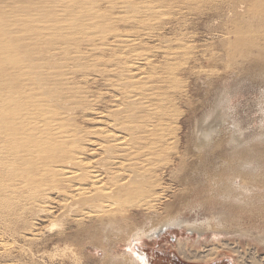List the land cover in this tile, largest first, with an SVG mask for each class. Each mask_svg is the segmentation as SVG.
Instances as JSON below:
<instances>
[{
	"label": "bare ground",
	"instance_id": "1",
	"mask_svg": "<svg viewBox=\"0 0 264 264\" xmlns=\"http://www.w3.org/2000/svg\"><path fill=\"white\" fill-rule=\"evenodd\" d=\"M42 1L43 0H41V2ZM61 1L63 2V0ZM99 1L97 0L93 2L89 0H79L78 2H76L77 8L79 7V11L80 10L84 11L85 9H88L89 10L88 13L91 14L89 17L88 14L84 13L85 11L82 13L83 15L85 14L88 17L82 20L83 28H78L80 27L79 25H77L78 27L74 25L76 22L77 24L81 23L80 19L82 15V14L80 15L81 11L78 12L74 9L76 13L77 12L79 13L77 14V16L75 13L74 14L76 17H78L80 21H78L77 19L74 21L71 20V24L70 21L69 22L65 21L66 23L64 24V21L62 22L61 20V24L59 25L56 24L58 27L55 26L56 27L55 31L52 30L49 31L50 26H49V30L47 28L45 29L42 28V30H39L40 31L39 33L37 34L34 33V36L30 40L27 39L29 35H33L32 34L33 32H30L29 30L30 26L29 27L27 26L28 28L27 31L29 30L28 33L27 31L23 30V32H18L15 35L16 32L14 31H19V29L21 31L23 28V25L20 28L21 23L16 22L18 19L16 21L15 19L11 20L14 23V24L11 23L13 25L12 27L19 28L18 30L13 31V29L12 28L9 29V27L2 28L4 24L6 25V22L4 21V12H3L5 8H2L0 6V208H1L0 214L10 213L9 216L12 217V211L9 210L12 207V205L19 206V208L20 206L21 207L26 206L31 209L33 207L43 208V206H46L45 204L49 201L48 198L52 194L54 193L59 194L61 197H63V200L62 201L57 200L60 201V208H62L61 211L58 212V217L62 222L63 221L66 222L69 220L71 224L72 223L75 224V227H73L74 229H71L72 227L71 225L69 226V228H66V230L63 229L64 228L63 223L62 226H58V224H52L51 228H54L56 226L60 228L63 227L61 230L64 231L61 232L62 235L59 236L57 238L58 239L57 242L54 243L55 245L54 249L61 251V252L58 251L56 252L62 253L64 255L70 252L71 250H73L74 249L73 247L79 245L80 244L79 240L82 239L83 237H88L91 240L90 244L91 246H93V248L96 247V241L107 240L108 243V240H110V237H112V235H116L115 239H113L114 236L112 237L113 239L112 242L115 241L121 242L126 240L125 242H128L131 245V242L133 243V241L137 242L139 240L155 238L159 236L162 230H165L167 228L169 229L171 227L176 228L183 225V222L178 218L169 216L166 217L164 220H160V221L156 219L158 222H156V224L153 225L150 224L151 226L148 229L145 230L135 229V231L129 234L127 238H124V235H119V231L127 227L129 223H131L132 221H135L136 218H138V216L142 215V212L138 211L135 213H131V210L140 209L146 211L150 215H155L154 212L157 211L156 206L158 202L161 201L162 198V196L160 198V193L158 192L159 191L158 189H160L159 188L160 184L157 183V176H158L157 174L161 170L171 169L172 166H176V159L174 158L175 157L174 154L177 153L179 150L177 149L175 152L172 151L174 149L173 147L174 142L176 141L175 136L176 134H178L177 132L180 130V127L177 126V123H179L178 121L179 117L182 115L179 114L177 107L175 105L176 97L174 96V94L178 92L177 94L179 96V94L182 93V87H181L182 83L177 78L176 71L178 70V68L173 63V61L175 60V58L181 56H184V58H186L190 52L189 46H186L184 43L179 42L178 43L179 46L177 48L178 50H174L172 47H171L172 49H170L169 45H165V44H158V46L151 47L149 45H145L142 43L144 37L150 39L155 37L157 27L160 24H162L164 20L165 15L163 10L161 9V7H157L154 5L156 1L155 3L152 4V2H146L147 0H145V2H143V0H140L142 2L141 3L139 2L140 4H138V6L135 7L133 5L134 4L136 5L137 2L136 0H134L136 1L135 3H133L132 0H114V1L107 0L108 3L107 5H109L110 10L106 11L105 13L101 12L100 4L106 2V0L104 1L101 0V2ZM56 3L57 2H55V4ZM74 3L75 2L73 0V3L63 2L62 4L67 6H72V4L74 5ZM14 4H16V2L13 3V6ZM57 4L55 5L54 9H62V7H64L65 9L67 7V6L59 5L61 8H56ZM261 5H259V7H261ZM47 6L49 5H46V7ZM14 8H17L18 10V7H14ZM27 8L29 7L27 6ZM40 8L41 7L39 6V8L37 9L38 11H36L35 9V12L34 11L33 12L34 13L40 12L39 10ZM69 8L72 7H68L67 9ZM130 8H132L133 10L129 11L128 12L129 14L127 16L118 15L120 12H124V10ZM32 9L33 8H31V11ZM72 10L71 11L68 10L69 13L72 12ZM6 11L9 12L8 10ZM68 11H66L67 14L64 13L63 11L61 12L68 15ZM54 12L56 11L54 10ZM115 12L118 13L115 14ZM10 13L12 14V12ZM64 14L63 17L65 16ZM56 16L57 14L54 15V17ZM70 16L73 17L72 15ZM261 16L264 15L262 14ZM28 17H29L28 19H30V16ZM56 18L60 19L59 17ZM44 19H46V17ZM263 19L264 18H262V20ZM72 22L75 23L73 24ZM121 22H125L126 24L132 27L134 26L133 27L134 29L132 28L133 30H129L126 33L119 31L117 28L119 24H122ZM18 24L19 27L16 26ZM39 26H41V24H39ZM53 26H51V28ZM24 28L26 29V26ZM32 30H36L34 25L31 31ZM63 31H65V33L66 32L69 33V34L67 33L68 38L66 39L69 44L66 45L65 47H61L60 45H57L59 44V42H57L56 40V38H58L59 41L60 38H65L67 36L66 34V36L64 37L65 33H63L64 35L63 34H61V36L59 35V33ZM234 33H236V31ZM21 34L25 36L28 35L26 40L35 43L37 47L40 46L42 47V45L46 43L48 44V42L51 41L50 39H52L54 42L55 39L56 40L55 42H57L56 45L59 47H56L55 49L49 47L50 50L48 49L49 51L47 55L49 56V54L51 55L55 54L56 56L57 54V59H59L61 55L63 57L61 58L62 59V61H60L61 63L55 64L53 67L50 66L48 67V69H45L47 68L46 67L47 65L46 64L43 65L42 63H40L39 62L40 59L30 60L31 58L29 59L28 57L29 54L28 52L31 50V48H29L30 45L26 47V45L28 44L26 43L25 47H22L23 45L21 46V44H18L16 42V40H18L17 38L15 41L13 40L14 37H19V35ZM21 42L23 43L26 41L21 39ZM71 42H73V44L74 42H76L77 45L78 43H80V46L81 43H83V45L85 44L88 48L87 49L85 48L86 51H84L83 50L84 46L82 49H80L78 48L80 46L78 47L76 45L73 46L71 45L72 44ZM253 44L252 46H254ZM240 47H244V46H239V50ZM245 48H249V47H245ZM38 49L39 48H37V50H34V52L38 51ZM41 50L43 51V49ZM243 50L244 49H242V51ZM105 53H110L113 57H115L118 63L115 60V62L112 61L113 63L112 64L110 63L109 66L106 65L105 63L110 61L108 60L106 62L104 61ZM262 53H263L262 50H260L259 51L260 57H262ZM43 54L44 52L41 54L42 57ZM101 54L104 55H102L103 58L100 60V58L102 57ZM158 54H162L163 57V62L160 65H156L154 63L155 62L154 57L158 56ZM240 55L242 56L243 54L240 53ZM96 58L98 59V61L96 60ZM95 61L97 62L95 63ZM260 61L262 60L260 59ZM254 63H256V61ZM262 63L264 64V61ZM89 69H91L93 72L92 75H90L91 72H89L88 76H91L93 78L97 76L105 77L106 75L107 77L104 79L106 80V86L108 87V90L109 91L114 90L115 92L113 96L111 95V98H113V102H112L113 110L101 114L99 111L101 117L95 119L99 120L100 125L97 127L94 126L95 128L94 127L93 128L95 130L94 131L92 130L93 132L90 131L93 134V135L89 134L90 137L95 135L94 136L95 138L97 137L98 139H102L103 142H105V144L100 143L98 146L96 144L97 148L95 151L98 152V155L93 158L85 157V152L87 151V147L85 146V143L90 141L88 139L89 136L86 137L87 135H84L82 132L78 131L77 129L78 127H76L73 120V118L75 120L76 118H78V116L76 115H75L76 117L74 116V111L81 105H82L81 108L86 106V108L85 107L84 108L87 110L89 109L90 103H91L90 104L91 108H93L92 103H94L95 106H98L97 104L99 103V102L95 103L96 100L93 99L94 96L92 97V99H90L91 97L90 93L92 90L89 89L90 88L89 86H91L92 84L90 85V82L87 83L90 79V77H88L89 79H87V73ZM78 76H82V79H84V81L79 82L76 79L78 81L76 82L75 78H77ZM94 82H97V79L94 80ZM94 82L92 81L91 83ZM53 86L55 87L53 88ZM213 91L214 90L212 89V92ZM105 97L109 98L108 95H106ZM104 100L106 99H103V101ZM91 108L90 110L92 111L93 109ZM83 112H85L84 109ZM94 114L96 115V113ZM98 116L99 115L97 114V117ZM92 120L93 119H91L90 121L94 122V120L93 121ZM77 122L76 124H79ZM82 129H84V127ZM200 142L201 141H199V143ZM205 142H207V140ZM90 145H93L95 149L94 143ZM89 147L90 146H88V148ZM233 147L235 149V146ZM213 149L214 148H212L211 151ZM236 151L237 149L235 150V152ZM212 153L214 152L212 151ZM237 154L235 153V155ZM244 156L246 157L247 155L245 154ZM249 159L250 158H248L247 161H249ZM201 161H199V163ZM184 164L187 165L186 163ZM182 165L183 164H181L180 167L181 170L186 172V168H185L186 166L184 165L182 166ZM195 165L196 164H194V166ZM245 165H249V164H245ZM234 167L236 168V165ZM197 170H199V168ZM238 170L240 171V169ZM238 170H236L237 171L236 174L238 173ZM257 171L259 170H256V172ZM190 172L191 171H189V173ZM244 174H242L241 177ZM184 175L183 177H181L182 180L186 179ZM187 175L188 173H186V176ZM197 175L196 177H198ZM206 175L207 174H205V176ZM254 177H256V175ZM199 179L201 180V178ZM255 179L254 180L251 179L252 182L255 181L256 183V181H258L257 179L256 180ZM213 180L214 179H212V181ZM262 181L264 182L263 179ZM222 183L223 181L221 182V184ZM249 184L250 183H247V185L244 186L251 188ZM257 184H259V182H257ZM244 186L243 188H245ZM250 188L249 191H251ZM251 189H254V186ZM160 190H162V188ZM224 192H226V190ZM229 193L231 192L229 191ZM246 193H248V191ZM216 194L218 193L216 192ZM252 194L254 195V193ZM239 195H241V193H239ZM259 196L260 195L257 196L256 194V197ZM223 198L225 197H222V199ZM251 199L250 201H252ZM259 199H261V197ZM241 202H243V200ZM248 206L250 205L248 204ZM50 208L51 207H49L48 212L50 214H53L54 213L53 207L51 209ZM26 210L28 211L27 208L18 209L17 211H19V213L17 214L16 212L15 217L16 218L18 216L21 217V215ZM43 211L46 212V210ZM41 212L40 213L37 212V213L42 214ZM43 214L45 215V213ZM21 219L23 220V218ZM3 220L4 218L0 215V255L1 257L3 256L6 258V257H11L12 256L11 253L15 251L18 247H20L19 249L22 251H25V249L17 245V242H19V240L13 236L15 235L14 233H11L8 230V227H6L7 224H4ZM9 224L8 226H11ZM47 228H45V230ZM194 229L195 228H191L190 226L188 228V230H192V232L195 231ZM57 232L60 231H55V233ZM36 233L32 234L34 235L33 237H35ZM204 233L199 234V236ZM216 233L219 234V232ZM21 237L25 239L23 236ZM30 239L31 238H29V240ZM262 243H264L263 240ZM30 244L32 245V243ZM60 244L64 245L63 248L64 250H60L58 246ZM189 246L190 243L188 242V240L187 242H182L179 240L177 243L178 254L180 255V257H182L187 261L196 260L205 263H211L216 260L220 251H222L225 248L239 255L240 257L239 260L241 259L242 263L256 264L255 260L253 259V255L249 257V255L243 254L238 248L231 246V244L207 246L205 249H203L204 251H200L199 249H195V248L193 249L190 248ZM192 246L193 245H191V247ZM55 254L56 253H49L48 259L50 261L51 260L55 261V257H57ZM263 257L264 255L262 256V258H259V261L262 263H264ZM121 258L123 262H119L118 260H116L115 261L116 264L119 263L141 264V261H139L136 255H131L128 253L127 255H124V257L122 255ZM111 259L112 258H110L109 260ZM104 262L107 263L106 261Z\"/></svg>",
	"mask_w": 264,
	"mask_h": 264
},
{
	"label": "rangeland",
	"instance_id": "2",
	"mask_svg": "<svg viewBox=\"0 0 264 264\" xmlns=\"http://www.w3.org/2000/svg\"><path fill=\"white\" fill-rule=\"evenodd\" d=\"M53 1L54 0H45V1L43 0L42 1L43 3H42L41 0H38V1L32 0V2L31 0H9V1L0 0V6L2 8H5L3 12H4V21L6 22V25L4 24L2 28L9 27V29L12 28L13 31L18 30L19 28L12 27L13 26L12 24L14 23L11 20L13 19H15V21L18 19L16 22L21 23L20 28L23 25V28L21 31L20 29L19 31H14L16 32L15 35L18 32H23V30L27 31L28 29L27 26L28 27L30 26L29 30L30 32H33L32 33L33 35H29L30 38L28 35H27L28 36L27 38V36L21 34L19 35L20 39L19 37L13 36L14 37L13 40L15 41L17 38L19 41L16 40V42L18 44H21V46L23 45L22 47H25L26 43H28L26 47L30 45L29 48H31L30 50L31 52L30 51L28 52L29 59L30 58H31L30 60L40 59L39 61L40 63H42L43 65L45 64L47 65L46 66L47 68L45 69H48V67L50 66L53 67L55 64L61 63L60 62L62 61L61 58H63L61 55L59 59H57V54L56 56L55 54H52V55L49 54V56L47 54H48V51L50 50L49 47H52V49H55L56 47H59L57 45H60L61 47H65L66 45H68L69 43L66 39L68 38L69 33L68 32L65 33V31L59 33L60 36L61 34L65 33V35L63 34L64 37L68 33L65 38H60L59 41H58V38H56L59 44L55 42L56 41L55 39H54L55 43L53 42L52 39H50L51 41H49L48 44L46 43L47 45L41 43L43 44L42 47L41 46L37 47L35 43L28 41V40H30L34 36V33L35 34L39 33L40 32L39 30H42V28L44 29L47 28L49 30V26H50L49 31L51 30L55 31L56 27H58L57 25L61 24V20L62 22L64 21V24L66 23L65 21L67 22L70 21V24H71V20L73 21L76 19L78 21L81 20V23L77 24L76 21H75L76 23L75 22H72V23L73 24L75 23L74 24L75 26L79 25L80 27L77 26L78 28H83L82 20L88 17L87 15L85 14L83 15L82 13L85 11L84 13L88 14L89 17L91 15L90 13H88L89 10L85 9L84 11L80 10L81 11L80 15L81 14L83 15V16L81 15L80 20L78 19V17H76L77 14H79L78 12H80L79 7L77 8V4H76V2H78L79 0H74L75 3L74 5L72 4V6L63 5L62 3L63 2L73 3V0H66V1L63 0V2L61 0H55L54 2ZM89 1L94 2L97 0H89ZM136 1L132 0L133 3L136 2V5L135 4L133 5L135 7L138 6V4L142 2L140 0H136ZM15 2L16 4H14L13 6V3ZM55 2L57 3L60 2L59 4L56 3L57 4L56 8H61L60 6H67V7L65 9L64 7H62V9H54L56 5ZM99 2H101V0ZM143 2H145V0H143ZM146 2H152V4L155 3L154 4L155 6L161 7L165 16H164V20L162 24H160L157 27L155 37L151 39L144 37L142 40L143 41L142 43L145 45H149L151 47L158 46V44H165V45H169V48L170 49L173 48L174 50H178L177 48L179 46L178 44L179 42H182L186 46H189L190 52H189V55L186 57L187 59L184 58V56H181V57L175 58V60L173 61V63L178 68V70L176 71L177 78L182 83L181 84L182 93L179 94V96L177 94L178 92L174 94V96L176 97L175 105L177 107L179 114H181L182 116L179 117V120H178L179 123H177V126L180 127V130L177 132L178 134H176L175 136L176 141L174 142V146H173L175 150L173 149L172 152H175L177 149L179 151L174 154L175 156L174 158L176 159V166H172L171 169L161 170L157 174L158 175L157 183L160 184L159 188L160 189L162 188V190L158 189L159 190L158 192L160 193V198L161 196L162 198H161V201H159L156 206L157 211L154 212L155 215H150L146 211L140 210V209L131 210V213H135L139 211V212H142V215L138 216V218H136L135 221H132L131 223H129L127 227L119 231V235H124V238H127V236L131 234L132 232H134L135 229L137 230L138 229L139 230L148 229L151 225L156 224V222L160 220H164L166 217H169V216L178 218L179 220L183 222V225L180 227H176V228L171 227L169 229L167 228L165 230H162L159 236L155 238L139 240L137 242L133 241V243L131 242V245L128 242H125L126 240L121 241V242L119 241L112 242V240L115 239L116 237V235H112V237L114 236V238L112 239V237H110V240H108V243H107V240L106 241L99 240V241H96V247L93 248V246H91L90 244L91 240L88 237H83L82 239L79 240V243H80L79 245H76L75 247H73L74 248L73 250H71L70 252L64 255L62 253H58L61 251L54 249L55 247L54 243L57 242L58 240L57 238L62 235L61 232H63L64 230H61V229L63 227H64L63 229L66 230V228H69V226L72 225L71 229H74L73 227H75V224L73 223L71 224L69 220L66 222L65 221L62 222L60 220V218L58 217V212H60L62 209L60 208V201L63 200V197H61L59 194L54 193L48 198L49 201L47 200L48 202L45 204L46 206H43V208L33 207L31 209L26 206H23V207L20 206V208L28 209V211L26 210L23 213L24 215L22 214L23 216L21 215V217L20 216H18L17 218L15 217L16 216L15 213L17 212L18 214L19 211L17 210L20 209L19 206H16V205H12V207L9 209L10 211H12V217L9 216L10 213L0 214L4 218L3 222L4 224H7L6 227H8V230L17 236L16 237L15 235H13L15 238L19 240V242H17V245L25 249V251H22L19 249L20 247H18L15 251L12 252L14 255L11 253L12 255V256L10 255L11 257L5 258L3 256L1 257L0 255V264H51V263L52 264H108V263L116 264L115 262L116 260H118L119 262H123L121 258L122 255L124 257V255H127L128 253L131 255H136L139 261H141V264H241L242 263L241 259L239 260L240 258L239 255L225 248L222 251H220L216 260L211 263H205V262L196 261V260L187 261L183 259L182 257H180V255L178 254L177 243L179 240L182 242H187L188 240V242L190 243V246H189L190 248L199 249L200 251H204L203 249L211 245L231 244V246L238 248L243 254L249 255V257L253 255V259L255 260L256 264H264L259 261V258H262V256L264 255V243H262V240L264 242V202H263L264 201V197H263L264 196V184H263L264 182L262 181V179L264 180V66H263L264 64L262 63L264 61V19L262 20L264 16H261L262 14L264 15L263 13L264 7H262L264 6V0H189V1L188 0H185V1L184 0H180V1L179 0H175V1L174 0L173 1L172 0H158V1L157 0H147ZM107 4H108L107 0L106 2H103L102 4H100V10L102 13H105L106 11L110 10L109 5ZM46 5H49V6L46 7ZM259 5H261L262 8L259 7ZM27 6L29 8H27ZM39 6L41 7L39 9L40 12L34 13L35 9L36 11H38L37 9L39 8ZM14 7H18V10L17 8H14ZM21 7H24V8H21ZM68 7H72V8L67 9ZM31 8H33L34 10L32 9L31 11ZM72 9L73 10L75 9L78 12L76 13V11L75 10L73 11ZM6 10H8L9 12H7ZM41 10L44 12H42ZM54 10L56 12H54ZM65 10L66 11L72 10L73 13L72 12L69 13L68 11V15L70 14L73 17H71L70 15L69 16L66 15L67 12ZM131 10L133 9L130 8V9L124 10V12H120L118 15L127 16L129 14L128 12ZM61 11H63L66 14L62 13ZM10 12H12V14ZM57 12L61 13L62 16L61 14ZM53 13L54 15L57 14L56 17H59V18L60 16L62 18L63 14L65 16L62 19L61 18L57 19L56 17H54ZM74 13L76 14V16ZM116 13L118 12H115V14ZM254 13L256 15V18H255ZM257 14H258V17H257ZM28 16H30V19H28L29 18ZM45 17L46 19H44ZM121 23L122 24H119L120 27L118 26L117 28L121 32L126 33L129 30L134 29L133 28L134 26L132 27L126 24L125 22H121ZM39 24H41L42 27L39 26ZM24 25L26 26V29L24 28L25 27ZM33 25L35 26L36 30L31 31ZM16 26L19 27V24ZM51 26L53 27L51 28ZM29 30L27 31V33L29 32ZM235 31L236 33H234ZM26 38L28 40H26ZM248 38L250 39V41ZM21 39L26 42L22 43ZM71 43L70 44L73 46L75 45L77 47L80 46V43H78V45L76 42H74V44L73 42ZM52 44L53 45L55 44V45L53 46ZM252 44L254 46H252ZM32 45L36 47H33ZM239 46H244V47H240V50H239ZM245 47H249V48H245ZM37 48H39L38 49L39 52L38 51L34 52V50H37ZM78 48L80 49L83 48V50L86 51L88 47L85 44L83 45V43H81V46ZM241 48L244 50L242 51ZM41 49H43V51ZM258 50L259 51L262 50L263 52L262 57L259 56ZM41 52L42 53L44 52L43 54L44 58L42 57ZM240 53L243 55L241 56ZM38 55L41 57H39ZM102 55L104 54H101V56ZM45 56H46V59H45ZM55 57L57 60L55 59ZM102 58L103 56L100 58V60ZM260 59L262 61H260ZM55 60L57 61V63ZM96 60L98 61L97 58ZM107 60L110 62H107L105 64L109 66L110 63L112 64L113 62H115L116 59L110 53H105L104 61L106 62ZM97 61H95V63ZM154 61L156 65H160L163 62L162 54H158V56L154 57ZM255 61L256 63H254ZM91 69H89L87 73V79H89L88 77H90L91 79V81L89 79L87 83L90 82V85L92 84L91 86H89L90 88L88 87L90 90H92L90 93L91 95L90 99H92V97L94 96L93 99L96 100L95 103L99 102L97 104L98 106H95V104L92 103L93 108H91V105H90L91 103H90L89 109L86 110L85 109L86 106H84L85 108L84 107L81 108L82 106L81 105L74 111V116L76 115L78 116V118H76V120L73 118L76 127H78L77 128L78 131L82 132L84 135H87L86 137H88L89 134L93 135L92 132L95 130L94 128L100 125L99 120L95 118L101 117L100 115L101 113H105V112H109L113 110V103H112L113 98H111V95L113 96V94L115 93L114 90H111V91L108 90V87L106 86V80L104 79L107 77L105 74H104L105 77L97 76L93 78L91 76H88L89 72H91L90 75H92L93 71ZM102 77H103V80H102ZM92 78L94 80L97 79V82H94ZM76 79L79 82L84 81V79H82V76H78L77 78H75V80ZM77 80L76 82H78ZM92 81L94 83H91ZM54 87L55 86H53V88ZM212 89L214 90L213 92H212ZM105 94L108 95L109 98H106ZM103 99H106V100L108 99V100L103 101ZM100 100H101V103H100ZM90 108L93 110L91 111ZM83 109L85 110V112H83ZM99 111H100V114H99ZM94 113H96V115ZM97 114L99 115L98 117H97ZM88 117L90 120L93 119L94 122H91L88 119ZM76 122L79 123L81 127L79 126V124H76ZM83 127L85 130L82 129ZM205 133L206 134L208 133V134L206 135ZM94 136H91V137L89 136L88 139L91 142L87 140L89 142L85 143V146L87 147V151H88V152L87 151L85 152L86 158L96 157L98 155V152L95 151L97 146L100 143L105 144V142H103L102 139H98L97 137L95 138ZM233 136H235L236 138ZM96 139H98L99 141ZM206 140L207 142H205ZM199 141L201 142L199 143ZM214 141H217V142H214ZM93 143L95 145V149L93 145H90ZM88 146L90 147L88 148ZM233 146H235V149ZM212 148H214L212 150L214 153H212L211 151ZM236 149L237 151L235 152ZM237 152L239 155L237 154ZM86 153H89V154H86ZM235 153L237 155H235ZM243 154L244 155L246 154L248 157L246 156L247 157L246 158ZM250 155H252L253 157ZM239 157L240 159L243 157L242 159L244 161L242 159L240 160ZM233 158L237 160L235 161ZM248 158H250L249 161H247ZM251 158L253 160L255 158V160L253 161ZM199 161L203 163L201 162L199 163ZM184 163H186L187 165H185ZM181 164L186 166L185 167L186 172L181 170L180 168ZM194 164L196 165L194 166ZM245 164H249V165H245ZM235 165H236V168L234 167ZM237 167L238 169H240V171L242 169L241 173L237 169ZM198 168L199 170H197ZM192 169H195V170H192ZM236 170H238L237 174H236L237 172ZM256 170H259V171L256 172ZM189 171H191L190 172L191 174L189 173ZM192 171H195V172H192ZM247 172L249 176L247 175ZM186 173H188V175H190L191 178L188 175L186 176ZM249 173L250 174L253 173V174L250 175ZM205 174L207 175L205 176ZM242 174L248 177H245L244 175L241 177ZM183 175L184 177H186L185 180L181 179ZM196 175L198 177H196ZM211 175L214 177H212ZM255 175L258 178L254 177ZM199 178H201V180ZM208 178L211 181H209ZM250 178L252 180L256 178L258 181H256V183L255 181L252 182ZM212 179L214 180L212 181ZM194 180L197 184L194 182ZM220 181L221 182L223 181V183L221 184ZM210 182L211 183L214 182V183L211 184ZM257 182H259V184H257ZM247 183H250L249 186H251V188H253L254 186V189H251L249 187L251 190L249 191V188L247 186L246 187L244 186V185H247ZM254 184H256L257 187ZM260 184L262 185V187ZM214 185L215 186L217 185V186L215 187ZM243 186L245 188H243ZM217 188H220V189H217ZM225 190L226 192H224ZM244 190L246 192L248 191V193H246ZM229 191L231 193H229ZM216 192L218 194H216ZM239 193H241V195H239ZM252 193H254L255 196ZM182 194H184L185 196ZM256 194L257 196L258 195L260 196L256 197ZM57 195H59L60 197ZM163 196H164V199H163ZM222 197H225V198L222 199ZM260 197L261 199H259ZM183 198H186V199H183ZM241 199L243 200V202H241L242 201ZM250 199L252 201H250ZM57 200H60V201H57ZM246 203H248L250 206H248V204ZM49 207L51 208L53 207V211L56 214L54 213L50 214L48 212ZM43 210H46V212ZM37 212L39 213L41 212L42 214H39ZM43 213H45V215ZM157 213H158V216H157ZM8 217L10 218V220ZM21 218H23V220ZM62 223H63V227L61 228L57 226L54 228H51L52 224H58V226H62ZM8 224L11 226H8ZM189 226L191 228H195L194 229L195 231L192 232V230H188ZM45 228L47 229L45 230ZM218 228H219V231H218ZM53 229L55 231H60V232L55 233ZM204 229L205 231L206 230L208 231L205 232ZM215 231L219 232V234L216 233ZM200 232L201 233L205 232V233L199 236V234H201ZM33 233H36L35 237H33L34 236L32 235ZM56 234H59V235H56ZM21 236H23L27 240L23 239ZM27 237L31 239L29 240V238ZM30 243H32V245ZM62 245L63 244L58 245L60 250H64L63 249L64 245L63 246ZM191 245L193 246L191 247ZM49 253H56L55 255L57 257H55V261H52V260L50 261L48 259ZM110 258H112L113 260L112 259L109 260ZM104 261H106L107 263H105Z\"/></svg>",
	"mask_w": 264,
	"mask_h": 264
}]
</instances>
